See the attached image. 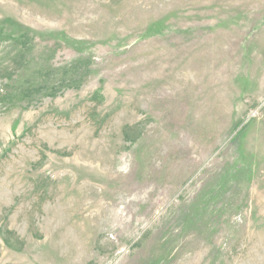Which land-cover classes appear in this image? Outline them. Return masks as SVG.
Returning a JSON list of instances; mask_svg holds the SVG:
<instances>
[{
    "label": "rangeland",
    "instance_id": "rangeland-1",
    "mask_svg": "<svg viewBox=\"0 0 264 264\" xmlns=\"http://www.w3.org/2000/svg\"><path fill=\"white\" fill-rule=\"evenodd\" d=\"M0 264H264V0H0Z\"/></svg>",
    "mask_w": 264,
    "mask_h": 264
}]
</instances>
